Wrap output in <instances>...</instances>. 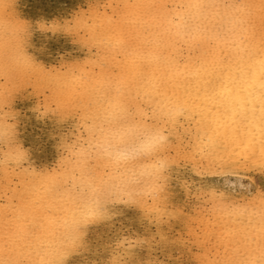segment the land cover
<instances>
[{
	"label": "snow or ice",
	"instance_id": "6c2138e0",
	"mask_svg": "<svg viewBox=\"0 0 264 264\" xmlns=\"http://www.w3.org/2000/svg\"><path fill=\"white\" fill-rule=\"evenodd\" d=\"M18 24L36 75L0 70L13 121L0 264H69L100 224L114 231L93 264H264V0H89L39 23L86 50L55 67L27 53L32 24ZM28 89L39 113L72 122L51 167L15 136Z\"/></svg>",
	"mask_w": 264,
	"mask_h": 264
},
{
	"label": "bare ground",
	"instance_id": "6f19581e",
	"mask_svg": "<svg viewBox=\"0 0 264 264\" xmlns=\"http://www.w3.org/2000/svg\"><path fill=\"white\" fill-rule=\"evenodd\" d=\"M89 0L79 3L71 0L70 5H65L61 1L52 0H16L15 11L21 19L32 24V34L29 37L28 51L36 60L46 67L58 66L61 62L72 61L83 58L86 50L75 43L72 36L63 31H45L39 28V23L51 24L54 21L63 23L70 20L73 15L82 8L88 6ZM95 3H107L110 0H92ZM62 51H64L62 53ZM40 97L31 91L25 90L19 94L13 108L17 112L19 139L23 146L29 150L30 160L37 167L53 166L58 159L57 141L60 135L69 133L72 129V122H58L51 114L44 116L43 112L36 110ZM42 131V137L36 131ZM135 212L132 209L125 210L120 218L126 225L139 227L134 221ZM119 225H117L118 227ZM113 228L107 224L93 226L89 232V246L79 253L74 254L69 264H93L104 256L103 244L108 240ZM178 231V229H177ZM169 252L173 251L171 249ZM176 256L166 255L160 252L161 258L178 259L179 249H175ZM183 259L187 261L189 257L185 253Z\"/></svg>",
	"mask_w": 264,
	"mask_h": 264
},
{
	"label": "clouds",
	"instance_id": "9594fccd",
	"mask_svg": "<svg viewBox=\"0 0 264 264\" xmlns=\"http://www.w3.org/2000/svg\"><path fill=\"white\" fill-rule=\"evenodd\" d=\"M19 20L24 19H21L16 11L12 12V10L0 8V70L10 71L14 75L35 77L36 74L34 70L29 65L24 63L20 57L22 33L18 24ZM28 46L29 40L26 51L29 55L33 56L29 53ZM4 95V90L0 89V159H3L5 154H7L13 146V130L10 127L13 121L6 115L8 109L2 102ZM15 123V136L19 140L20 144L23 145L19 139L17 127L18 120H16Z\"/></svg>",
	"mask_w": 264,
	"mask_h": 264
},
{
	"label": "rangeland",
	"instance_id": "374dc122",
	"mask_svg": "<svg viewBox=\"0 0 264 264\" xmlns=\"http://www.w3.org/2000/svg\"><path fill=\"white\" fill-rule=\"evenodd\" d=\"M57 1H61V3L65 4V5H70L71 4V0H52V2H57ZM79 3H83V0H77ZM64 51H62L63 53ZM39 135L42 137V131L40 129L36 130ZM42 140L45 142V139L42 137Z\"/></svg>",
	"mask_w": 264,
	"mask_h": 264
}]
</instances>
